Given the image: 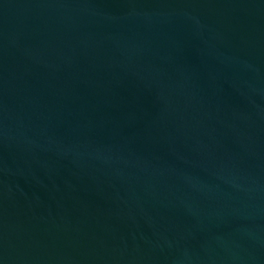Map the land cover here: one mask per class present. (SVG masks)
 <instances>
[{"label": "water", "instance_id": "95a60500", "mask_svg": "<svg viewBox=\"0 0 264 264\" xmlns=\"http://www.w3.org/2000/svg\"><path fill=\"white\" fill-rule=\"evenodd\" d=\"M0 264H264V0H0Z\"/></svg>", "mask_w": 264, "mask_h": 264}]
</instances>
